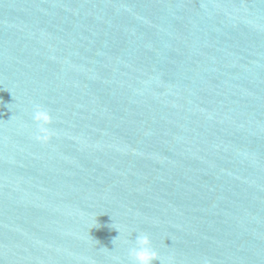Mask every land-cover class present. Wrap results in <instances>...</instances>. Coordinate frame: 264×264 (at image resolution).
<instances>
[{"label":"water","instance_id":"water-1","mask_svg":"<svg viewBox=\"0 0 264 264\" xmlns=\"http://www.w3.org/2000/svg\"><path fill=\"white\" fill-rule=\"evenodd\" d=\"M138 234L264 264V0H0V264H131Z\"/></svg>","mask_w":264,"mask_h":264},{"label":"clouds","instance_id":"clouds-1","mask_svg":"<svg viewBox=\"0 0 264 264\" xmlns=\"http://www.w3.org/2000/svg\"><path fill=\"white\" fill-rule=\"evenodd\" d=\"M31 118L36 125L35 138L46 140L50 134L49 128L46 127L51 121L50 114L41 106L36 105ZM128 256L131 264H153V261H159L158 255L151 247L150 239L146 234L136 236L133 246L128 249Z\"/></svg>","mask_w":264,"mask_h":264}]
</instances>
